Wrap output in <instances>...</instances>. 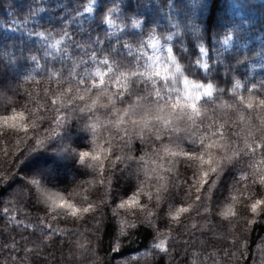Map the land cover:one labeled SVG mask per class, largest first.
Here are the masks:
<instances>
[{
    "label": "trees",
    "instance_id": "trees-1",
    "mask_svg": "<svg viewBox=\"0 0 264 264\" xmlns=\"http://www.w3.org/2000/svg\"><path fill=\"white\" fill-rule=\"evenodd\" d=\"M90 3L92 0H0V116L11 115L13 110L24 111L26 118L32 113L27 120V132L19 120L16 121L18 130L7 128L0 120V264H264V207L257 213L250 209L255 199L264 198V186L252 185V179L264 174V164L259 163L264 149L257 148L255 156L249 153L238 163L233 161L234 167L225 165L219 175L210 174L211 186L205 184L197 193L191 186L193 170L198 165L190 168L183 157H170L162 150L158 157L153 155L161 148L160 142L148 132L143 139L139 138L137 129L126 124L128 134L123 141L119 139L124 136L123 131L118 132L114 127L100 129V144L109 136L114 137L110 159L122 158L115 168L109 160H104L103 174L81 167L71 158H65L69 180L62 174L57 177L51 170L48 172L54 174L53 178L41 172L24 174L25 160L44 163L47 159L62 157L58 151L60 145L66 146L72 141L83 146L84 138L74 137L75 128L69 129L71 139L50 140L48 133L54 130L59 134L62 127L46 121L32 130L31 122L43 114L48 121L66 115L69 122L78 124L80 114L72 110L65 90L71 87L75 92L76 82L84 71L94 72L97 67L107 71L89 59L93 52L100 59L128 65L124 58L127 50L122 45L130 44L135 49L139 34L146 31L143 24L133 28L130 21H144L149 16L155 23L147 27L157 31L161 44L165 43L164 37L172 36L168 44L173 46L174 55L185 68L197 59L194 46L201 41L197 38L200 33L193 34L184 24L191 20L203 21L202 42L208 48L210 59H206L212 71L194 69L185 74L197 82L211 81L226 90L216 100L213 118L225 125L226 142L233 149L244 148L245 142L260 143L258 137L262 133L258 129L264 128V108L257 105L264 99V0H201L200 7L193 6L196 0H116L113 6H118L120 11L111 15L114 22L111 26L101 23L103 17L96 11L100 0H95L92 13H84L83 8ZM127 4L131 7H125ZM221 20L223 26L214 32ZM227 34L231 39L224 45L222 41ZM97 40L101 43H96ZM144 52L147 56L153 55L151 48H145ZM31 56L37 59H29L25 64L24 57ZM147 56L144 63H148ZM81 60L87 63V68ZM222 63L228 73L223 72ZM12 68L22 71L12 76ZM237 80L242 87L233 92ZM8 86L14 89L9 90ZM116 91V85H108L107 95H114ZM75 94L86 99L100 96L98 103H108L103 91ZM240 97L244 98V104L239 103ZM52 100L56 101L55 105ZM87 102L91 104V100ZM249 102L253 103V109L245 107ZM131 103L132 100L124 104L117 101L113 114ZM146 106L142 101L141 107ZM95 116L97 119L93 122L101 126L112 119L105 108H97ZM139 118L137 108V115L132 119ZM178 126L185 129L191 124L184 120ZM37 140L43 141L44 146L39 147ZM165 144L174 152L192 150L187 142L180 140L170 143L165 138ZM226 154L233 153L228 150ZM217 158H220L218 154ZM250 164L258 167L250 168ZM168 168L172 169L171 173ZM241 172L249 179L240 180ZM136 175L144 181L139 199L147 204V209H118L117 205L139 188ZM157 176L162 177L158 182ZM34 178L42 179L49 190L62 191L78 207L92 203L95 213L84 214L78 220L64 215L53 218L50 202H42L44 197L29 183ZM185 180L187 185L181 183ZM178 183L180 187L175 186ZM161 185H167L168 190L161 189L160 206L155 207L156 189ZM145 192H151L153 199L149 200ZM180 206L188 207L189 211L181 215L177 224L167 213ZM223 212L229 215H220ZM120 221L125 223L121 225ZM121 227L125 235L117 239ZM161 239H166L167 252L151 248Z\"/></svg>",
    "mask_w": 264,
    "mask_h": 264
},
{
    "label": "snow or ice",
    "instance_id": "snow-or-ice-1",
    "mask_svg": "<svg viewBox=\"0 0 264 264\" xmlns=\"http://www.w3.org/2000/svg\"><path fill=\"white\" fill-rule=\"evenodd\" d=\"M94 4L95 0H92V3L85 6L83 8L84 13H92L94 11ZM113 5H116V0H100V7L96 9V11L103 17L101 20L102 24L111 26L114 23L110 17L113 13L120 11V8ZM193 6L200 7L201 0H196ZM125 7H131V5L127 4ZM139 7H147V5L139 4ZM79 14L80 13H78V15ZM130 22L133 28H140L143 24L146 27V31L139 34L135 49L130 44L122 45V48L127 50L124 58L128 60V65L117 61L110 62L108 58L100 59L97 54L93 52L89 59L103 68H106L107 71H102L99 67H97L94 72L84 71L83 76L76 82L77 87L75 92L84 91L91 93L94 90L97 92L103 91L108 103H98L100 96H97L96 99H92L91 97L86 99L84 95H76L73 88L69 87L65 90V95L68 96L69 101L73 105L72 110L80 114L78 116V124L75 121L69 122V118L66 115L60 118L53 117L52 121H48L47 117L43 114L37 116V119L31 122L30 127L32 130H36L39 124H43L46 121L49 123L54 122L57 127H62V132L59 134L54 133V130L48 133V139L50 140H55L56 138H59L61 141L64 139H71L70 128H75L77 136H82L84 138L83 146L77 144L75 141H72L66 146L61 144L58 149V151L62 153L61 158H71L77 165L84 168H93L103 174L104 160H109L111 167L115 168L116 162L121 161L122 158L117 156L115 161L110 159V154L112 153L111 145L114 137L109 136L103 145L98 142L101 127L104 129L114 127L118 132L123 131L124 136L119 137V139L123 141L128 134L126 124H131L137 129V136L139 138L143 139L145 132H148L155 138V141L160 142L161 148H158L153 155L158 157L162 150L170 157H183L190 168L194 164L198 165V167L193 170L192 179L194 183L191 187L199 193L205 184L211 186V182L208 179L210 174L215 173L219 175L225 165H232L234 167L233 161L238 163L241 159L247 157L249 153L255 156L257 148L264 149V128L258 129L262 133V135L258 137L260 143L253 141V144H248L245 142L244 148L233 149L230 142H226L225 125L220 124L213 118L216 112V100L219 99V96L226 90L216 87L211 81L197 82L195 79L185 74L186 72L191 73L194 69L196 72L203 70L205 73H211L212 71L206 59V57H208V48L202 42L204 39L203 36L197 35L201 43L194 46L197 49V59H195V61H190L189 66L185 68L181 65L178 57L174 55L173 46L168 44V41L172 40V36L169 35L164 37L165 43L161 44V37L158 35L157 31L154 28L147 27L155 23L150 16L146 17L144 21L131 19ZM209 26H211V23ZM191 32L193 34H198L200 32V26L194 23L191 24ZM37 35L43 36V33H38ZM64 35L68 36V33L65 32ZM230 39L231 35L227 34L222 43L228 45ZM96 43H101V41L97 40ZM57 44H59V41H57ZM76 47L79 48L80 45H76ZM145 48H151L153 50V55L147 56V53L144 52ZM182 51L185 54L188 53L187 49H183ZM137 53H143V55ZM144 56H147L148 63L143 62ZM208 58L210 59V57ZM29 59L35 61L37 57H24L25 64ZM80 63L84 65L85 68L88 67L87 63L83 60H81ZM124 68L128 70H121ZM141 68H143L142 71L140 70ZM109 84L117 86V91L114 95H107ZM240 87H242V85L240 81L237 80L233 84L232 91L235 92V90ZM255 87L256 86L253 85V88ZM262 87H264V85H262ZM214 93L217 94L215 98ZM133 96H135L134 100L132 99ZM88 100H91V104L87 102ZM126 100H132V103L128 104L125 108L116 109L113 114V109L116 108L117 101L124 104ZM142 101L146 102V107H141ZM51 103L55 105L56 101L52 100ZM239 103L244 104L243 97L239 98ZM203 105H210V107H205ZM227 106L231 107V105ZM257 106L264 108V99L259 100ZM245 107L247 109H253L254 105L252 102H249ZM97 108H105L108 110V114L112 115V119H109L103 126L93 122L97 119L95 116ZM137 108L140 110V118L132 119L133 116L137 115ZM58 112L59 110L57 109V113ZM209 113H212V115H209ZM31 115L32 113L30 112L29 118ZM29 118L25 117L24 111L16 110H13L11 115L0 116V120H3L4 125L13 130H18L16 121L19 120L25 132L29 130V124L27 122ZM184 120L190 121L191 126L181 129L178 126V122ZM262 123H264V121H262ZM177 133L184 134L177 135ZM233 134L238 135V133ZM249 135H251V133H249ZM165 138H167L170 143L175 140L187 142L189 148L192 150L180 152L171 151L165 144ZM36 143L39 147L44 146L41 140H37ZM228 150L232 151V156L226 154ZM217 154L220 157L219 159L217 158ZM129 159H131V157H129ZM259 163L264 164V154H262ZM205 166H207V170H203ZM141 167H143V165ZM248 167L255 168L258 167V165L250 164ZM152 171L155 172V169ZM167 171L171 173L172 169L168 168ZM255 175L256 174L253 173V176ZM145 176H147V172H145ZM160 179H162V177H156L157 182ZM239 179L247 180L249 176L241 172ZM136 180L139 182V188L134 190L127 199L122 200V202L117 205L118 209H147V204H142L139 199L140 193L143 192L144 181L139 179V175H136ZM100 182L104 183L103 180ZM29 183L39 192L40 196L44 197L42 202H50L49 210L54 214L53 218L57 215H64L78 220L83 219L84 214L95 213L96 211V207L92 203H89L86 207H78L70 199L65 198L62 191L58 190L54 193L43 191L44 183L42 179L34 178ZM181 183L187 185L188 181L185 180ZM252 185L264 186V174L259 175L258 179H252ZM175 186L180 187L181 185L178 183ZM161 189L167 192V185H161V187L156 189L155 207L160 206ZM144 195H146L149 200L153 199V194L151 192H145ZM196 198L197 200L200 199L199 196ZM37 202L39 203L41 201L38 200ZM262 207H264V198L255 199L250 205V209L253 213H257ZM188 211V207L180 206L174 211H169L167 216L179 224L181 215ZM231 214L235 215V212H231ZM148 215L151 216L152 213L149 212ZM220 215L227 217L229 212H223L220 213ZM124 223V221H120L121 225ZM128 227L132 228L135 227V225H128ZM124 235V229L121 227L117 239ZM166 239L159 240V242L154 243L151 248L159 249L161 252H167Z\"/></svg>",
    "mask_w": 264,
    "mask_h": 264
},
{
    "label": "rangeland",
    "instance_id": "rangeland-1",
    "mask_svg": "<svg viewBox=\"0 0 264 264\" xmlns=\"http://www.w3.org/2000/svg\"><path fill=\"white\" fill-rule=\"evenodd\" d=\"M221 11L218 13V15H221ZM220 17V16H219ZM196 24V25H199L200 26V36H203L204 37V31H203V21H193V20H191V21H189V22H187L186 24H184V25H186V26H189V28H190V30H191V24ZM223 24H224V21L223 20H221V21H219L218 22V25L213 29V31L214 32H217L218 30H220L221 29V27L223 26ZM5 55V54H4ZM221 66L223 67V72L225 73V72H227L228 73V71L226 70V68H225V66H224V64L222 63L221 64ZM19 67L20 66H18V69H19ZM17 68V67H16ZM11 73H12V76H15V75H18L19 73L18 72H21L22 71V69L21 70H19V71H17L16 72V69L15 68H12L11 69ZM7 89H14V88H9V86H8V88ZM139 112V111H138ZM75 136H77V134L76 135H74V137ZM24 164H25V170H24V174L26 175H29L30 173H37V172H41L43 175H45V174H49V172L48 171H52V172H54V173H56V175H57V177L58 176H60L61 174L62 175H64V177L65 178H68V180L71 178L70 177V174H69V171L67 170V167H68V160L67 159H65V158H61V157H58V156H56V157H54V158H52V159H47L46 160V162H44V163H37V162H27V160H25L24 162H23ZM22 163V164H23ZM56 164H59V165H57L58 167H56ZM48 172V173H47ZM54 174H49L48 176H50L51 178H53L54 176H53ZM26 178H28V176L26 177ZM13 190H15V189H13ZM43 191H45V192H47V193H54V192H56L57 190H49L45 185H44V189H43ZM48 205V204H47ZM49 206V205H48Z\"/></svg>",
    "mask_w": 264,
    "mask_h": 264
}]
</instances>
